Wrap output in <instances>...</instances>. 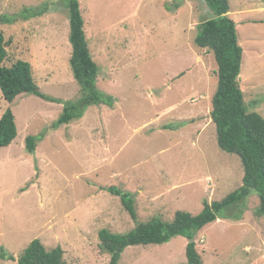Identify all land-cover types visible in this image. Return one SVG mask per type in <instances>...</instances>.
<instances>
[{
  "label": "rangeland",
  "instance_id": "rangeland-1",
  "mask_svg": "<svg viewBox=\"0 0 264 264\" xmlns=\"http://www.w3.org/2000/svg\"><path fill=\"white\" fill-rule=\"evenodd\" d=\"M244 49L240 86L250 112L264 117V0H228ZM98 88L114 107L91 106L83 118L54 129L81 87L70 58L64 0H0V14L48 8L27 21L1 25L11 66L31 64L48 102L23 94L8 103L18 137L0 149V246L17 259L35 239L61 246L66 264H110L99 232L127 234L137 224L109 187L131 192L139 223H166L178 211L197 215L243 185L241 159L222 151L211 118L218 86L214 54L197 47V26L213 17L203 0H79ZM29 136L43 138L35 153ZM152 197H165L153 203ZM150 196V197H149ZM258 195L195 232L204 264H264V216ZM226 213V211H225ZM185 237L127 248L119 264H185ZM0 264H18L0 258Z\"/></svg>",
  "mask_w": 264,
  "mask_h": 264
},
{
  "label": "trees",
  "instance_id": "trees-1",
  "mask_svg": "<svg viewBox=\"0 0 264 264\" xmlns=\"http://www.w3.org/2000/svg\"><path fill=\"white\" fill-rule=\"evenodd\" d=\"M64 1L70 20L72 45L70 66L75 80L81 87V97L75 102H65L63 113L54 123V129L83 118L91 106L114 107L116 104L114 96L101 91L97 86L99 66L89 48L79 0ZM203 1L213 13V17L197 26L195 44L201 49L211 51L218 65V86L212 100L211 118L216 126L220 149L237 155L242 161L243 185L221 201L205 202L202 212L197 215L178 211L170 223L158 218H153L147 223H139L134 195L114 186L109 187V192L121 199L125 209L137 224L133 231L123 235L114 234L108 229L99 232L100 248L111 257L110 264H119L122 253L129 247L161 245L180 236L188 240L185 264H204L197 250L195 232L218 221L221 217L240 220L242 210L234 215H229L227 212L235 206L244 207L252 194L258 195L260 206L257 213L259 216H264V117L257 112L249 111L240 86L244 49L239 41L237 24L229 16V1ZM47 12L46 7L25 8L14 16L0 14V89L4 99L10 104L23 94L35 95L48 102H61L41 92L33 78L32 66L29 62L18 60L11 66L6 65L9 53L1 25L27 21ZM17 137L15 116L8 108L0 119V149L12 145ZM42 139L35 136L27 137L28 153H35L38 141ZM64 255L65 251L61 246L48 250L40 239L33 240L18 259L0 246V258L18 264H66Z\"/></svg>",
  "mask_w": 264,
  "mask_h": 264
},
{
  "label": "crops",
  "instance_id": "crops-1",
  "mask_svg": "<svg viewBox=\"0 0 264 264\" xmlns=\"http://www.w3.org/2000/svg\"><path fill=\"white\" fill-rule=\"evenodd\" d=\"M2 117V116H1ZM1 117H0V119H1ZM152 196H155V195H151V197ZM150 197V196H149ZM164 198L165 197H152V198H150V200L149 201H151V202H153V203H158L159 201H163L164 200Z\"/></svg>",
  "mask_w": 264,
  "mask_h": 264
}]
</instances>
